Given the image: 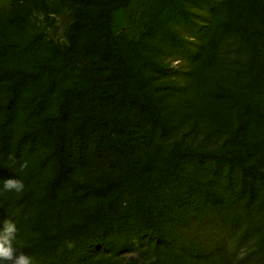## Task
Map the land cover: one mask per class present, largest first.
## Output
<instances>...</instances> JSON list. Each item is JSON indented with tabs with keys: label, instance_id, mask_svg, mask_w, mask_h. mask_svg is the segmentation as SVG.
<instances>
[{
	"label": "rangeland",
	"instance_id": "1",
	"mask_svg": "<svg viewBox=\"0 0 264 264\" xmlns=\"http://www.w3.org/2000/svg\"><path fill=\"white\" fill-rule=\"evenodd\" d=\"M104 1L0 0L2 60L8 57L6 66L18 65L41 76L38 87L19 99H11L0 86V121L9 105L12 110L9 137L0 139V229L5 220L15 224L12 243L17 254L44 232L83 221L116 193L124 179V161L102 140L101 126L86 130L80 154L73 134L88 112L90 95L85 63L68 51L89 44L99 29ZM221 1L130 0L111 13L114 44H103L105 58L94 76L114 94L112 110L123 127L113 133L128 144L145 180L167 171L174 151L222 150L228 135L224 123L232 120L239 103L221 99L218 82L242 89L247 100L256 98L261 87L264 93L260 65L264 57L258 59L264 39V0H225L217 24L220 41L208 53L218 60L212 70L197 68L205 29ZM221 67L228 71L220 72ZM43 94L44 107L35 113L31 99L37 103ZM65 103L69 179L50 197L46 183L52 166L43 162L48 146L39 129L45 130L53 111ZM183 167L181 173L180 160L169 175L167 187L180 202L170 206L163 242L144 238L116 254L94 247L76 254L63 249L54 264H264L257 233L246 232L239 211L230 206L231 193L217 202L209 192L191 197L200 185L211 187V160ZM9 178L22 181L24 190L6 191L3 181Z\"/></svg>",
	"mask_w": 264,
	"mask_h": 264
},
{
	"label": "trees",
	"instance_id": "2",
	"mask_svg": "<svg viewBox=\"0 0 264 264\" xmlns=\"http://www.w3.org/2000/svg\"><path fill=\"white\" fill-rule=\"evenodd\" d=\"M129 1L105 0L98 13L99 29L89 44L82 49L68 51L70 57L84 61L83 73L88 80L90 95L88 112L80 117L73 131L76 153L80 154L85 149L86 130L101 126L104 129L101 134L102 140L124 161V179L116 193L102 202L83 221L71 223L65 228L59 227L51 233H42L24 247V254L32 260L54 264L58 253L63 249H66L68 254H76L83 249L94 247L111 250L116 254L144 238L149 241L155 239L163 242L167 237L165 226L171 216L170 206L172 203L180 202L179 196H174V192L167 187L170 173L175 170L180 160L182 173L185 164L208 162L209 159L213 165L211 187L207 188L205 184H202L196 192L191 194V197L195 199L196 193L209 192L210 197L217 202L225 198V193H231L230 206L239 211L246 226V232L255 230L259 238L258 246L264 250V93L262 87L257 91L256 98L254 95L247 100L242 89L236 90L224 82H218L221 88L218 96L221 99L227 97L239 103V105L236 104L238 109L233 114L232 120L228 119L224 123L228 135L222 144V150L198 152L188 148L174 151L168 170L152 181L142 178L128 144L113 133L116 128L123 127V123L112 110L114 94L94 74L101 69L102 58H105L103 44L108 41L114 44L115 36L109 26L111 13ZM225 3V0L221 1L205 29L203 44L198 55L199 70L211 69L218 60L208 53L217 41H220L217 24L224 12ZM261 43V52L259 51L261 55H258V59L264 57V39H261ZM2 57L5 55L0 50V86H4L9 91L11 99H19L24 93L38 87L41 77L38 73L28 72L18 65L8 67L5 65L8 57L5 60H2ZM258 59L255 63L259 61ZM238 63H241L239 59ZM223 65H227V60ZM260 65L264 71V60ZM226 71L228 70L225 67H221L220 72ZM236 75H241L240 69L236 70ZM219 79L222 81L220 77ZM46 98L45 94L41 95L37 103H34L32 98L31 110L35 113L40 112ZM66 109L65 103L54 110L46 129H39L44 143L48 146V153L43 162L50 163L52 166L46 183V194L50 197H54L59 188L66 186L69 179L70 151L65 141L68 121ZM11 116L12 110L9 105L3 115L4 119L0 121V139L3 141H7L9 137L7 124ZM207 199L203 197V201L207 202Z\"/></svg>",
	"mask_w": 264,
	"mask_h": 264
},
{
	"label": "clouds",
	"instance_id": "3",
	"mask_svg": "<svg viewBox=\"0 0 264 264\" xmlns=\"http://www.w3.org/2000/svg\"><path fill=\"white\" fill-rule=\"evenodd\" d=\"M9 160H15L13 156H9ZM27 162L21 165V168H26ZM6 191L22 192L24 184L22 181L9 178L3 181ZM16 226L11 221H3V227L0 229V260L8 262V264H33L32 259L23 252L17 254L13 247V240L16 236Z\"/></svg>",
	"mask_w": 264,
	"mask_h": 264
}]
</instances>
